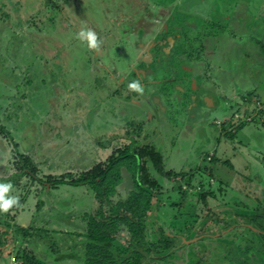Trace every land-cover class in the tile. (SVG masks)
Masks as SVG:
<instances>
[{"label": "rangeland", "instance_id": "obj_1", "mask_svg": "<svg viewBox=\"0 0 264 264\" xmlns=\"http://www.w3.org/2000/svg\"><path fill=\"white\" fill-rule=\"evenodd\" d=\"M50 1L0 0L4 3L0 5V182L12 184L4 195L16 199L7 211H0V264H25L26 256L33 258L32 264H88L89 257L77 261L71 254L83 253L81 242L86 243L85 249L98 243L79 236L71 242L74 231H90L89 220L99 201L89 186L64 183L46 189L44 173L55 165L53 175L70 173L77 178L97 161H106L115 150L126 147L121 162L132 163L135 157L129 150L139 144L154 145L163 154L167 169L176 175L157 177L162 178L165 190L174 193L169 201V194L161 189L141 217L132 219L123 210L122 218L116 219L120 239L132 227H139L145 228L147 239L157 240L163 236L156 229H161L175 240L172 248L179 247L180 252V246L190 247H183L182 253L164 252L174 264L182 260L197 264L200 258H195L194 245L205 251V238H219L240 250L220 260L224 264H264V203L258 202L264 201V63L253 66L243 53L252 51L246 41L255 42L257 32L242 35L243 42L238 35L219 47L225 0ZM214 2L212 9L200 10ZM230 7L239 9L237 3ZM29 18L32 22L22 24ZM209 19L208 28L216 27L209 35L214 39L205 50H198L195 37L206 29ZM82 29L96 34L98 47H88L77 36ZM233 29L228 25V39ZM88 54L93 58L90 62ZM188 54L195 58L190 67L184 63ZM150 58L154 67L147 69ZM146 70L153 76L148 77ZM132 82L142 89L133 92L144 96L132 94ZM208 87L215 94L211 97L209 92L211 98L205 100L206 92L197 89ZM191 92L198 95L192 103ZM222 143L227 146L221 150ZM17 152L40 162L37 177L41 183L30 177V168L23 169ZM14 162L22 167L10 169ZM123 170L125 179L118 185L116 198L125 201L136 186L126 167ZM181 189L187 191L183 199ZM206 189L211 193L204 206L198 195ZM175 200L182 202L181 213L175 208L168 211ZM251 215L260 219L253 223ZM173 216L181 218L174 220ZM210 218L227 223L215 232L207 226L208 232L200 234ZM193 225L186 233L187 226ZM241 225L254 230L258 240H246L254 232H230ZM68 230L73 233H63ZM167 243L162 238L163 247Z\"/></svg>", "mask_w": 264, "mask_h": 264}, {"label": "trees", "instance_id": "obj_2", "mask_svg": "<svg viewBox=\"0 0 264 264\" xmlns=\"http://www.w3.org/2000/svg\"><path fill=\"white\" fill-rule=\"evenodd\" d=\"M0 5H4V3ZM57 8L58 7L54 6L53 12H56ZM29 22H32L30 18L24 21L22 24L29 23ZM96 32H99V31L96 30ZM91 55L93 56L94 59L97 58L92 53ZM93 58L90 57L88 54L86 58L87 62L92 61ZM231 137H233L232 133L229 134V138ZM128 149L129 148L126 147L125 149L119 148L118 150H115L106 161H97L96 163L92 165V167L83 170L77 178H73L70 173H62L60 176L53 175L51 171H53L52 169L55 168L54 167L55 165L50 168L51 171L49 173H44L46 184H47V188L45 187L46 189H48V187H50L49 189H53V188L58 187L60 184H64V183L89 186L90 188L93 189L95 201L97 202L99 201L98 204H99V207H101L100 209L98 208L97 211L100 212V214H102L103 216V221L98 225V227L96 226V224H94V221L96 222L95 216L93 217L92 215L90 217V223L92 222V227L90 229V235L93 238L97 235H100L99 239H103L102 235L109 237V235L112 233L114 228H116L115 219L122 218L120 215L123 212V210H127L126 212H129L131 214L132 219L136 217H141V215L150 207L151 199L153 197L159 196L160 192H162L161 189H163L167 194H169L167 196L168 200L169 201L172 200V197L170 194L174 193V190H170V192L169 190H165L162 186V182H161L162 178L159 179L157 177V175L159 174L162 177H168V178H171L176 175L174 170L167 169L166 163L163 160V154L159 150H157L154 145L142 144V145H139L129 150L131 151V153L134 154V157H135L134 161L132 163H127V162L123 163L121 162L122 158L126 157V153H127L126 151ZM17 153L19 154L17 155L18 158L20 156V159H21L20 163L22 161L21 165H23V169L30 168V170L28 171V174L30 175V177L37 180L38 184L41 183L42 179H39L37 177V175L40 172V168H41L40 162L38 163L36 161V157H33L30 154L21 155L19 152ZM117 162L122 165L116 166ZM44 164L45 163H43L42 165L44 166ZM20 167L22 166H20L19 163L17 164L16 162H14L12 166H10V169L19 170ZM122 167L124 169L126 167V170L128 171L130 175V179L134 181L135 186H136L134 193L132 194V197L125 201H122L120 199L118 200V198H116L117 194L119 197L118 185L122 183V181L125 179L124 175L126 174V173L123 174L124 170L122 171ZM183 179L187 184L190 183L189 178L187 180L186 178H183ZM42 187H44L43 184H42ZM42 190L43 189H41L40 191ZM181 191L187 193L186 190L181 189ZM210 193L211 191L209 189H206L205 191L200 192L199 200L202 202H205V200L209 197ZM207 202L208 201H206V203L204 204L207 205ZM250 202L257 205V203L254 202L253 200H251ZM258 202L259 204L264 203V201H261V200L260 201L258 200ZM42 203L44 204V202ZM252 217L254 219L257 218L256 220L260 219L257 215H253ZM17 229L18 231L26 233V231H24L25 229L19 226H17ZM156 231L157 232L159 231L161 236H163L161 237V239L163 238L166 242H168L167 245L164 246L163 249L166 250V249L172 248L173 242L172 240H170L169 237H166V234L164 233V231H162L161 229H156ZM63 233L72 234L73 231L68 230ZM130 233H131V236L136 239L140 237L137 239L138 241H141V237H143L142 240L146 239V236L144 235L145 230L139 227L138 228L132 227L130 229ZM78 235H80V233ZM152 242L154 245L158 243L157 240L152 241ZM137 243L140 245L141 242H137ZM83 248H84L83 253L85 254L77 255L78 252L74 251L73 254H71V258L77 259V261H81L83 260V256H87L90 259L88 264H105V261H107L108 259L105 257V251L102 249L96 248L94 245H88L87 249H85L84 246ZM69 249H71V247ZM228 249H229V246L226 245L225 251L228 252L229 251ZM99 250H102L103 256L96 257V258L91 257V255H93L95 252L96 254H98L97 251ZM124 251H127V249H125ZM124 254L121 255L123 260L120 262V264H141L142 263V261L140 262L141 257H135L134 254L128 257V256H125ZM25 258H26L25 264L33 263V258H30L28 256H26ZM112 258L113 257H111L110 259L111 262L109 264H115L113 263Z\"/></svg>", "mask_w": 264, "mask_h": 264}, {"label": "crops", "instance_id": "obj_3", "mask_svg": "<svg viewBox=\"0 0 264 264\" xmlns=\"http://www.w3.org/2000/svg\"><path fill=\"white\" fill-rule=\"evenodd\" d=\"M230 2L229 4H227V2ZM216 2H214V3H210V4H207V6L206 7H202L200 10L201 11H203V12H206L207 10H209V9H212V7L211 8H209L211 5H214ZM235 3H237V5H239V9H234V8H232V7H230L232 4H235ZM197 5V4H196ZM222 7H227V8H225L224 10H226V11H222L221 12V15H220V17H222L221 18V20H223V21H225V23L223 24V29H221L222 30V32H223V34H222V36H221V39H222V37H223V40L221 41V39H220V41H219V47H221V46H223L225 43H226V41L227 40H232V41H234L235 40V38L238 36V35H240L241 36V38H240V42H243V36L242 35H244V36H247L250 32L252 33V31H255V32H257L256 33V35H255V37H256V39H255V42H253V41H246V42H249L250 43V45H251V47L253 48L252 49V51H250V52H245V51H243V53H244V57H246V58H248V59H251L252 60V65L254 66L256 63H258V64H260V63H264V26L262 27L261 26V22H260V19H263V24H264V0H234V1H230V0H225L224 2H223V4L221 5ZM191 7H196L195 6V4H191ZM198 7V6H197ZM229 7V8H228ZM229 11H232V12H229ZM213 13V12H212ZM190 18V17H189ZM232 19V20H231ZM210 20V23L208 24V26L206 27V29H203L202 31H199L198 33H197V35H196V37H195V40H194V42L196 43V45L194 46V47H198V50H205V48H206V46H209L210 45V43L212 42V39H214L213 38V36H209L210 35V33L214 30V29H216V27H215V25L213 26V27H211V28H208L209 26H210V24H211V22H212V20L211 19H209ZM232 22H233V24H232ZM259 22L261 23V24H259ZM205 23V21H203V24ZM200 24V23H199ZM262 24V25H263ZM201 25V24H200ZM228 25H230L231 27H233L234 29L232 30V32H233V34L231 33V36H230V38L228 39V37L227 36H225V31L227 30V28H228ZM200 32H203L204 33V35L202 36V37H199V33ZM219 34H220V32H219ZM252 34H254V33H252ZM236 35V36H235ZM234 38V39H233ZM237 42V41H236ZM192 47L193 46H191V48H190V50L192 49ZM216 47H217V45H216ZM215 47V48H216ZM223 51H226L225 49H223L222 50V52ZM257 52V53H256ZM189 56H188V58H186V61L184 62V63H187L188 64V66L187 67H190V66H193L194 64H195V58H194V56H193V54L192 55H190V54H188ZM148 57H150V55H148ZM151 62H152V60H151V58H150V60L148 61V66H147V69H150L151 67H154V65H152L151 66ZM209 64H207V66H208ZM227 66V65H226ZM150 67V68H149ZM149 72H151L150 70H146V75L148 76V77H152L153 76V73H149ZM259 72H260V70H258L257 72H255V75L256 76H258V74H259ZM193 78L194 77H196V76H192ZM200 79V78H199ZM192 80L193 79H191V81L189 82V83H192ZM117 82H118V80H117ZM148 82V81H147ZM122 86L124 87V89H126L127 88V84H125V83H123L122 84ZM132 90V94L133 95H136L137 93L136 92H133L134 90L133 89H131ZM198 90H202V91H205L206 92V96H205V100H207L208 99V94H209V92L211 93V97L213 96V94H215L214 93V90H213V88L212 87H208V89H203V88H199V89H197V91ZM210 90H212V91H210ZM184 91H185V89H184ZM146 92H149V91H146ZM191 93H192V97L190 98V96H191ZM190 93V96H188L189 97V102L190 103H192V100H193V96L194 97H198V95L196 94V95H193V92H191ZM137 96V95H136ZM142 96H144V94H142V93H140V95L139 96H137V97H142ZM176 97H177V95H176ZM211 97H209V99L208 100H210V98ZM199 98H200V96H199ZM194 102V101H193ZM195 103H193V107H196V106H198L199 104H200V102L198 103V104H196V106L194 105ZM219 104V103H218ZM218 106V105H217ZM188 109V108H187ZM225 117H226V115H225ZM257 122H259V120H256ZM226 123V122H225ZM221 126H220V128H219V132H221L222 131V129H221V127L223 126V123L222 124H220ZM224 126H225V124H224ZM194 127H196V126H194ZM217 130H215V133H217L218 132ZM247 131L249 132V130L247 129ZM220 139H221V137H219V142H220ZM100 145H101V142H100ZM139 145H142V144H139ZM210 145V144H209ZM208 145V146H209ZM221 145V146H220ZM219 145V147L221 148V150L222 149H225L226 147L225 146H227L226 144H224V143H222V144H220ZM222 152H224V151H222ZM214 153V155H215V152H213ZM262 156H263V161H264V152L262 151ZM46 172V171H45ZM249 177H243V179H247V180H249L248 179ZM251 181V180H250ZM228 182V181H227ZM233 182V181H232ZM237 182V181H236ZM228 184H229V182H228ZM261 185L264 187V174H263V178H262V183H261ZM169 188H173V187H169ZM259 189V188H258ZM167 190H173V189H167ZM208 197V196H207ZM180 198V197H179ZM198 199H199V195H198ZM161 200H162V198H161ZM206 201H208V198L205 200V202H202V201H200L199 200V202L200 203H202V204H204V203H206ZM209 202V201H208ZM208 202H207V205H208ZM181 203L182 202H178V200H175L173 203H172V206H174V207H176L177 205L179 206L178 208H182V205H181ZM205 206H207L206 204H204ZM157 206H158V203H157ZM171 206V207H172ZM101 207H99V209H100ZM104 209V208H103ZM170 210H172V209H168V211H170ZM204 212V211H203ZM180 213H181V211H180ZM253 215H251L250 217H249V219H251V221L254 223V222H257L258 220H256V219H254L253 217H252ZM86 217L88 218V216L86 215ZM105 217V216H104ZM106 217H108V216H106ZM173 217H175V216H173ZM113 218V217H112ZM115 218V217H114ZM211 219V218H210ZM224 222L225 223H227V221L224 219L223 221H220V220H216V221H214L213 220V218L211 219V220H209V223L207 224V226L208 227H211V226H219V228L218 229H220V226H224L225 224H224ZM229 223H230V221H228ZM89 225H92V222L90 223V220H89ZM247 228H249L247 225H246V227H245V225H241V226H236V228H233L230 232L231 233H233V232H235V231H237V230H240V229H242V233H247V232H251V231H248L247 230ZM215 229L216 228H213V229H211V231L213 232V231H215ZM80 232V231H79ZM87 235H90V231H88L87 232ZM251 236H249V238H247L246 237V240L247 239H249L251 242L252 241H256V240H258L257 239V237L254 235V234H250ZM91 236V235H90ZM206 240H208L207 238H205ZM228 250H230V252L231 253H233L234 255L235 254H238L239 252H240V250H239V247H236V248H229Z\"/></svg>", "mask_w": 264, "mask_h": 264}, {"label": "flooded vegetation", "instance_id": "obj_4", "mask_svg": "<svg viewBox=\"0 0 264 264\" xmlns=\"http://www.w3.org/2000/svg\"><path fill=\"white\" fill-rule=\"evenodd\" d=\"M180 192H181V195H182L181 199H183V196H185L186 193L182 192L181 190H180ZM158 200H161V198H159ZM171 206H172V204L169 205V207L171 209L175 208L176 212L180 213L181 210L178 208L179 207L178 205L176 207H174V206L171 207ZM201 211H204V212L208 213V211H206V210H201ZM219 215L221 217L224 216V214H219ZM94 216H95V220H96V222H95L94 219H93L94 224H96V226L98 227V225L103 221V216H101V214H99L98 211L95 214H93V217ZM207 217H208V215H207ZM180 218H181V216L173 217L174 220H178ZM208 223H209V220H207L204 223L205 224L204 228L202 230H200V234L204 235L205 233L208 232L206 230V227H207ZM250 226H251V224H250ZM91 227H92V225H90V229H91ZM187 227H189V229L186 230V233H190V231H192L194 225L192 227H190V226H187ZM220 227H222V226H220ZM213 228H216L215 231L219 230L218 229L219 228L218 225L214 226ZM247 229H249V228H247ZM144 230H145V228H144ZM215 231H213V232H215ZM249 231L254 232V230H252V229H249ZM74 232L76 233V235H74L75 238H73V241L71 243H73L75 241L74 239H77L78 236H79L80 240L83 237H91L90 235H87V233L84 234L81 231L80 232L79 231H74ZM210 232H212V231L210 230ZM79 233H80V235H77ZM121 233H122V231H120L118 228H114V230L109 235V237L108 236H104V235H102L103 239H99L100 235H97L94 238L91 237V238H93V241L98 243V244L95 245V247L105 251V257L108 258L107 261H105V264H109L111 262L110 261L111 257H113L112 258L113 263L120 264V262L123 260L121 255H123L124 253H125L124 255L128 256V257L131 256L132 254H134L135 257H141V259H140V262L142 261L141 264H174L175 260H171L169 254H165L164 252H167L170 249H173L172 252L173 251H178L180 249L179 247L170 248V249H166L165 250V249H163L164 247H163L161 238L157 239L158 243L156 245H154L152 241H156V240H154L152 238L147 239L146 230H145V233H144V235L146 236V239L142 240L143 237H141V241H138L137 240L138 238L136 239V238L132 237L130 231H129V234H127V237L125 239H120ZM240 234H242V232ZM253 234L256 236V232H254ZM208 235L211 236V234H208ZM222 237H224V236H222ZM111 241H113V242H111ZM174 241L175 240H172L173 243H174ZM137 242H141L140 245ZM202 242H204L206 244V250L205 251H202L201 246L199 244L198 245L195 244L194 245L195 248H193L194 252H195V258H197V259L200 258V261L197 264H203V261L205 263H207V264H213V263L215 264V263H218V262H220L219 264H224L225 263V262L223 263L221 261H224V258H225V260L228 259L229 253H231V252H230V250L228 252L225 251V247H226V245H228L229 248H232V246H230V244H228L225 241L219 240V238H216V240H212V239L206 240V239H204ZM81 243H82L81 244L82 246H84V244H86V243H83V242H81ZM75 245H78V244H75ZM180 247H181V251L180 252L178 251V253L184 252V250H182L183 247L187 248V250L190 248V247H188L185 244H184V246H180ZM125 249H127V251H124ZM102 250H100L101 253H102ZM263 252H264V249H263ZM114 253H117V257L114 255ZM211 253H213V255H211ZM81 254H85V253H81ZM157 254H159V255H157ZM101 256H103V254L98 255V254H96V252L93 255H91V257H94V258L101 257ZM211 258L213 260L209 262L208 259H211ZM214 260H215V262H214ZM186 262L187 261L182 260L181 263L182 264H186Z\"/></svg>", "mask_w": 264, "mask_h": 264}, {"label": "clouds", "instance_id": "obj_5", "mask_svg": "<svg viewBox=\"0 0 264 264\" xmlns=\"http://www.w3.org/2000/svg\"><path fill=\"white\" fill-rule=\"evenodd\" d=\"M77 36L82 40L87 41V45L90 48L98 47V39L96 34L91 29H82L77 33ZM129 88L139 92L142 91L139 83L132 82L129 84ZM12 188V184L10 182H0V211H7L12 205L16 203V199L14 197H5V193ZM200 191V190H198ZM200 195V194H199Z\"/></svg>", "mask_w": 264, "mask_h": 264}]
</instances>
